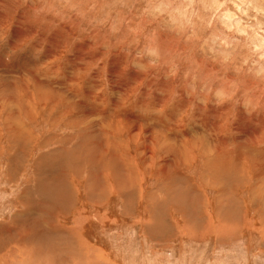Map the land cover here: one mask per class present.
<instances>
[{"label":"rangeland","instance_id":"obj_1","mask_svg":"<svg viewBox=\"0 0 264 264\" xmlns=\"http://www.w3.org/2000/svg\"><path fill=\"white\" fill-rule=\"evenodd\" d=\"M227 12L0 0V264H264V81Z\"/></svg>","mask_w":264,"mask_h":264},{"label":"clouds","instance_id":"obj_2","mask_svg":"<svg viewBox=\"0 0 264 264\" xmlns=\"http://www.w3.org/2000/svg\"><path fill=\"white\" fill-rule=\"evenodd\" d=\"M224 5L215 4L213 7L220 8ZM233 6L237 9V13L227 12L225 15L231 21V27L242 35L252 33L249 42L250 52L253 56H258L259 61L250 69L251 74L258 80L264 81V0H233ZM241 17L247 18L241 19ZM148 63L141 66V70L146 68L157 67L160 60L159 49L155 46H149L146 50ZM177 75L176 69H172L169 78ZM207 97H214L218 105L229 103L235 95V91L231 86L221 84L215 89L209 87L206 93ZM245 108L248 107L245 103Z\"/></svg>","mask_w":264,"mask_h":264},{"label":"bare ground","instance_id":"obj_3","mask_svg":"<svg viewBox=\"0 0 264 264\" xmlns=\"http://www.w3.org/2000/svg\"><path fill=\"white\" fill-rule=\"evenodd\" d=\"M17 29V28H16ZM19 32V31H18ZM25 32V31H24ZM23 32V33H24ZM6 57H7V55H5ZM5 57V58H6ZM9 59V58H8ZM7 61V60H6ZM10 61V60H9ZM8 62V61H7ZM11 63V62H10ZM0 79H6L8 82H9V80L11 79V77L9 76V74H7L4 70H0ZM36 82V81H35ZM75 82V81H74ZM38 83V82H37ZM37 83H36V85H37ZM24 84V83H23ZM35 85V86H36ZM45 86V85H44ZM39 87V86H38ZM25 88H27L26 86H25ZM46 95H47V93H45ZM61 94V93H60ZM48 96H49V94H48ZM62 96V95H61ZM40 97V96H39ZM45 97H47V96H45ZM42 98H43V96H42ZM42 98H40V99H42ZM49 99L51 98V99H53L52 101H54V104L56 103L55 101H57L56 100V98H53V96L51 95V97L49 96L48 97ZM63 98V97H62ZM87 99V98H86ZM15 101V100H14ZM41 101V100H40ZM68 101H69V99H68ZM47 102V101H46ZM61 102V101H60ZM64 102H66L65 100H64ZM10 103V102H9ZM44 103H45V101H44ZM58 103V102H57ZM62 103V102H61ZM68 103V102H67ZM74 102H72V105L74 106L75 105V103L73 104ZM46 104V103H45ZM78 103H76V105H77ZM75 105V106H76ZM83 105V104H82ZM81 105V106H82ZM70 106V105H69ZM83 106H85V105H83ZM78 107V106H77ZM93 108V107H92ZM81 108H79V110H80ZM86 109V108H85ZM82 110V109H81ZM66 111V110H65ZM68 111V110H67ZM66 111V112H67ZM70 112V111H69ZM82 112V111H81ZM83 112H84V110H83ZM80 113V112H79ZM86 114H87V112H86ZM91 115V114H90ZM90 115H89V117H90ZM81 116V115H80ZM83 116V115H82ZM83 117H85V116H83ZM82 119V118H81ZM84 120V119H83ZM82 120V121H83ZM87 120H88V118H87ZM132 120V119H131ZM133 121V120H132ZM159 122V121H158ZM264 123V122H263ZM141 124V123H140ZM160 124H163L162 122L160 123ZM254 124V123H253ZM154 126V127H153ZM153 126H151V127H149V126H147L146 125V127H145V129H146V132H144V134H149L148 136L150 137V140H149V143H150V141L152 142H154V139H156L155 137H157V136H155L154 137V132H155V128H158V130H161L162 131V133H161V131H160V133H157L158 134V138H162L164 141H165V143H164V145L163 146H168V147H166L168 150H171L170 148H172L173 147V145H172V140H171V138H169V137H166V135H164L166 132H168V131H166V130H164V129H166L165 128V126H162V128H164V129H162V128H159V127H157L156 125H155V123H154V125ZM167 126V125H166ZM142 129V128H141ZM140 129V126H138L137 124L133 127V128H131V134L133 135L134 133H135V131H137L136 133H137V135L138 134H141V133H139L140 131H142ZM118 130V129H117ZM144 130V129H143ZM145 131V130H144ZM172 136V135H171ZM248 136V135H247ZM198 137V136H197ZM177 139V138H176ZM224 145V144H223ZM148 146H151L150 144H148ZM148 146H146V150H147V148H149V150H148V152H149V154H150V152H151V149H152V147H148ZM182 148V147H181ZM161 150H166L165 148H163L162 147V149ZM176 151H178V150H176ZM174 152V151H173ZM182 152H185V151H182ZM117 153V152H116ZM116 153H114V154H112L111 155V157H110V159L111 160H118V157H119V155H118V157H117V155H116ZM165 153V152H164ZM176 153V152H175ZM178 153H181V152H179L178 151ZM118 154V153H117ZM184 154V153H183ZM182 155V154H181ZM185 155V154H184ZM100 159V158H99ZM182 160H184L183 158H179V161H182ZM181 164H183L184 163V161L183 162H180ZM180 165V164H179ZM262 167V166H261ZM261 169V168H260Z\"/></svg>","mask_w":264,"mask_h":264}]
</instances>
